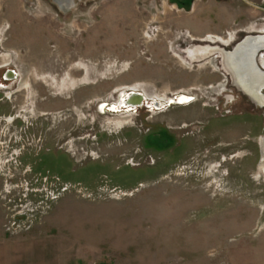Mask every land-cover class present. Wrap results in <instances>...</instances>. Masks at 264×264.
Returning <instances> with one entry per match:
<instances>
[{
	"label": "rangeland",
	"instance_id": "rangeland-1",
	"mask_svg": "<svg viewBox=\"0 0 264 264\" xmlns=\"http://www.w3.org/2000/svg\"><path fill=\"white\" fill-rule=\"evenodd\" d=\"M74 1L0 0V262L264 264V0Z\"/></svg>",
	"mask_w": 264,
	"mask_h": 264
},
{
	"label": "bare ground",
	"instance_id": "bare-ground-1",
	"mask_svg": "<svg viewBox=\"0 0 264 264\" xmlns=\"http://www.w3.org/2000/svg\"><path fill=\"white\" fill-rule=\"evenodd\" d=\"M55 1L61 7L71 8L75 4L74 0ZM206 45L208 46L202 47L203 52L206 53V55H212L219 52L215 50L216 46H211L209 44ZM262 46H264V33L252 34L248 35L245 40L240 42L234 51L233 49L230 51L221 50V53L230 61L231 66L237 72L239 82H243L240 84L241 87H243L247 93L253 95L262 105H264V70L257 61L258 54L261 51L264 52V49L259 51ZM200 52L201 51L198 53ZM233 63L237 65L234 66ZM136 95L137 93L131 94L129 100L132 102L137 100L138 97ZM142 96L145 97L143 94ZM180 96V104L188 103L187 101L190 100L187 95ZM261 166L264 168V159Z\"/></svg>",
	"mask_w": 264,
	"mask_h": 264
},
{
	"label": "water",
	"instance_id": "water-1",
	"mask_svg": "<svg viewBox=\"0 0 264 264\" xmlns=\"http://www.w3.org/2000/svg\"><path fill=\"white\" fill-rule=\"evenodd\" d=\"M75 2V1H74ZM247 38V36L243 39V40H245ZM242 40V41H243ZM241 41V42H242ZM240 43V42H239ZM239 43L233 48V51L235 50V48L239 45ZM262 49H264V46H262L260 49H259V51L260 50H262ZM134 94V93H133ZM137 97H138V99L137 100H134L133 102L131 101V100H129V98H128V105L130 106V107H132V106H141V104H145L148 108H152V109H159V107L161 108V107H163V105H167V103H161V102H147V100H145V97H143L142 96V94L141 93H137V95H136ZM130 97V96H129ZM180 98H181V96H179V97H177V98H175L173 101H172V103H174V104H180L179 102H180ZM189 99L190 100H188L187 102H190L191 101V98L189 97ZM169 104V103H168ZM155 106V107H154ZM157 106V107H156Z\"/></svg>",
	"mask_w": 264,
	"mask_h": 264
},
{
	"label": "crops",
	"instance_id": "crops-1",
	"mask_svg": "<svg viewBox=\"0 0 264 264\" xmlns=\"http://www.w3.org/2000/svg\"><path fill=\"white\" fill-rule=\"evenodd\" d=\"M12 248L14 249V251ZM12 248H11V246L8 245L7 251L3 252V258H1L0 264H11L12 260L13 261L15 260V264H17V262H18V264H20V263L24 264L25 263L24 257L20 258L18 256V254L23 253V252L20 250L16 251V248L14 246H12ZM11 249H12V251H11ZM16 253H17V260H16V256H14V254H16ZM20 259L22 260L21 262H20Z\"/></svg>",
	"mask_w": 264,
	"mask_h": 264
},
{
	"label": "flooded vegetation",
	"instance_id": "flooded-vegetation-1",
	"mask_svg": "<svg viewBox=\"0 0 264 264\" xmlns=\"http://www.w3.org/2000/svg\"><path fill=\"white\" fill-rule=\"evenodd\" d=\"M209 45H211V44H209ZM206 46H208V45H205L204 47H206ZM211 46H213V45H211ZM215 50L221 52V49H219L217 46H216ZM201 53H203V52H200V53L196 54L197 56H195V57L198 58V57H200V56H203V54L201 55ZM235 63H236V62H235ZM233 64H234V63H233ZM235 65H237V64H234V66H235ZM239 83L242 84L243 82H239Z\"/></svg>",
	"mask_w": 264,
	"mask_h": 264
},
{
	"label": "built area",
	"instance_id": "built-area-1",
	"mask_svg": "<svg viewBox=\"0 0 264 264\" xmlns=\"http://www.w3.org/2000/svg\"><path fill=\"white\" fill-rule=\"evenodd\" d=\"M14 227L17 228V227H19V225H17V224L15 225V223H13V226L9 227L8 229H10V230H11L12 228L15 229Z\"/></svg>",
	"mask_w": 264,
	"mask_h": 264
}]
</instances>
